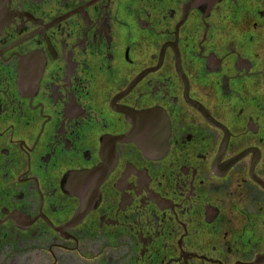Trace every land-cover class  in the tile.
<instances>
[{
	"label": "flooded vegetation",
	"instance_id": "flooded-vegetation-1",
	"mask_svg": "<svg viewBox=\"0 0 264 264\" xmlns=\"http://www.w3.org/2000/svg\"><path fill=\"white\" fill-rule=\"evenodd\" d=\"M0 264H264V0H0Z\"/></svg>",
	"mask_w": 264,
	"mask_h": 264
}]
</instances>
